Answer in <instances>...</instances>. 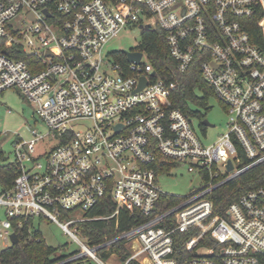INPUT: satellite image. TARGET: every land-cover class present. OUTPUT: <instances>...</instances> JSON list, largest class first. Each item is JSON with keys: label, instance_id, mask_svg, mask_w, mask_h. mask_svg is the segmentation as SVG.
Here are the masks:
<instances>
[{"label": "built area", "instance_id": "1", "mask_svg": "<svg viewBox=\"0 0 264 264\" xmlns=\"http://www.w3.org/2000/svg\"><path fill=\"white\" fill-rule=\"evenodd\" d=\"M158 28L177 70L196 61L223 107L226 130L216 138L208 140L212 125L202 130L200 121L171 107L176 84L158 77L147 52L129 49L142 56L133 62L125 54V64L105 52L124 30L142 35ZM256 28L263 34L254 35ZM14 46L38 60L9 56ZM141 78L146 84L138 90ZM11 88L35 106L46 134L59 143L36 154L46 135L32 129L30 141L13 140L19 173L0 192L5 243L22 219L40 217L79 247L53 264L85 257L105 264L102 253L118 264H178L173 234L188 231L194 232L185 243L189 264H264V187L242 193L224 215L213 214L210 199L264 163V0H0V94ZM80 119L93 126L73 129ZM155 152L186 163L201 181L164 211H157L159 197L171 193L158 184ZM105 195L116 209L100 218L126 210L144 220L92 246L77 223ZM77 210L81 218L72 217ZM118 241L126 242V261L111 251Z\"/></svg>", "mask_w": 264, "mask_h": 264}, {"label": "trees", "instance_id": "2", "mask_svg": "<svg viewBox=\"0 0 264 264\" xmlns=\"http://www.w3.org/2000/svg\"><path fill=\"white\" fill-rule=\"evenodd\" d=\"M253 31L256 36L263 34V31L259 28ZM166 35L165 31L159 28L154 31H145L138 47L148 53L149 61L158 77L167 83L173 82L176 84V88L172 90L170 95L171 107L180 109L188 113L191 118L200 121L199 127L203 130L205 125L202 121L205 119V113L201 110L207 112L211 108L210 100H216L213 91L204 81L196 61L185 72L180 73L177 70L175 62L168 51ZM7 54L23 59L29 64L38 60V57L24 53L18 46L8 50ZM112 56L125 64L126 57L124 52L115 51ZM155 153L157 156L155 163L157 172H167L168 168L177 164L173 160L163 158L160 153ZM18 173L17 164L14 161H10L0 148V192L12 188ZM258 187H264V163L253 166L235 179L214 190L210 195V199L214 203L213 214L224 215L228 205L236 201L242 193ZM180 200L181 198L176 195L161 194L157 204V211H164ZM115 209L116 206H114L110 195H105L101 198L95 207L85 213L88 219L77 223L80 238L85 239L92 246L98 245L104 241L105 237L111 236L115 231L127 230L144 220V217L140 214L136 213L133 216L126 210H121L117 218H100V216L111 215ZM34 221L35 218L33 217L22 219L23 227L18 228L15 226L14 229L17 231L18 240L16 244L0 251V264H53L67 256L57 254L61 248L49 246L44 242L40 229L35 225ZM193 233V231H188L186 233L176 232L173 234V255L178 264H189L192 255L185 249V243ZM111 251L122 261L128 259L129 251L125 241H118L112 246ZM102 257L105 260L109 258L105 253H102ZM129 264H137V262L131 261Z\"/></svg>", "mask_w": 264, "mask_h": 264}, {"label": "rangeland", "instance_id": "3", "mask_svg": "<svg viewBox=\"0 0 264 264\" xmlns=\"http://www.w3.org/2000/svg\"><path fill=\"white\" fill-rule=\"evenodd\" d=\"M142 40L141 31L139 29H127L113 38L105 47V52L112 54L115 51H129L139 46ZM211 108L204 112L206 118L212 126L208 127V140L214 139L220 133L226 130L228 117L218 102V100H210ZM73 129H89L93 126V121L80 119L71 124ZM32 129L37 130L38 134L46 135L38 142L36 146V154L43 150H47L59 143V139L46 134L48 128L42 123L35 114V106L26 101L17 89H9L0 94V148L5 152L10 161H13V140L21 138L30 141L33 137ZM210 142V141H205ZM200 177L196 172H189L187 164H174L167 169V172H160L158 175V184L165 193H171L177 196H185L190 191L197 189L200 185ZM84 212L79 210L72 213V217H82ZM3 211L0 212V219H4ZM35 225L40 229L41 236L47 245L59 247L61 250L57 254L67 255L79 249L75 241L69 234H65L61 228L53 221L45 218H35ZM72 228V227H71ZM0 231L2 228L0 227ZM10 241L6 242L0 238V251L11 246ZM196 253H203L202 249H198ZM80 264H99L95 260L85 257ZM105 264H118L116 259L104 260Z\"/></svg>", "mask_w": 264, "mask_h": 264}, {"label": "water", "instance_id": "4", "mask_svg": "<svg viewBox=\"0 0 264 264\" xmlns=\"http://www.w3.org/2000/svg\"><path fill=\"white\" fill-rule=\"evenodd\" d=\"M122 52H124L126 54L128 61L138 62L140 60L141 56H142L141 52H132L130 50L129 51H122ZM145 84H146L145 78H141L140 79V83L138 85L139 86L138 90L142 89ZM202 122H203L204 125H207V126L211 125L210 122L207 119L203 120ZM119 126L120 125H118L117 127H119ZM227 168L229 170H232L230 162L228 163ZM17 240H18L17 233L16 232L15 233H11L10 236H9L10 243L12 245H14V244H16Z\"/></svg>", "mask_w": 264, "mask_h": 264}]
</instances>
